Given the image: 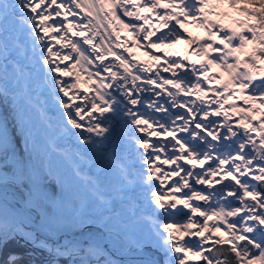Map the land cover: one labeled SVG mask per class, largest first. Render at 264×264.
Segmentation results:
<instances>
[{
  "label": "snow or ice",
  "instance_id": "1",
  "mask_svg": "<svg viewBox=\"0 0 264 264\" xmlns=\"http://www.w3.org/2000/svg\"><path fill=\"white\" fill-rule=\"evenodd\" d=\"M224 3L233 9L237 8V5H244L239 8V11L247 14L250 19H255L256 23L235 21L236 24L245 27V31L240 32L236 28L224 25L219 19H211L213 15L217 17L228 15L226 12L216 11ZM73 5L75 8L72 7ZM247 5H257L258 10L250 11ZM42 6L43 10L38 11ZM65 7H67V12L64 13V20H67L68 14L77 16L79 13L75 9L86 11L87 16L93 19H95L94 12L97 16L103 13L99 23L109 21V24L105 26L107 28L112 26V21H115L119 25V30L113 27V32H115L116 41L120 43L114 46L105 45L103 36L96 41L98 27L93 23V19L81 25L82 28L88 29L87 32L84 30L72 32L71 22L64 24L63 21H55L53 25L46 23L53 16H61L60 9ZM157 9H164V11L160 13L156 11ZM152 12H156V18L159 21L155 30H152L148 16L144 15V13ZM121 13L129 18L127 22L121 19ZM139 21L143 23H138ZM145 25L149 27L146 28ZM189 26L203 30L204 36L193 37L187 31ZM37 28L44 33L43 36L36 31ZM61 29H67V32H72L73 36L82 38V42L68 41L71 52L77 54L72 67L78 64L85 67L93 65L95 61L100 62L95 66V71L89 73L87 81L89 84H95L96 81L92 79V76L101 77L100 87L96 89L97 97L86 106L75 103L79 97L69 95V89L75 88L76 84H67L51 75L52 73H58L60 76L71 75L67 66L63 69L59 65L52 66L53 58H59L61 62L67 61L73 58L71 53L61 55L59 51L54 52L51 46H47L44 39L50 32L59 33ZM160 29L168 30L157 36L156 32ZM181 29L184 31L182 32ZM119 31L128 33L131 45L129 39L121 41ZM88 32L92 35H88ZM113 32L107 34L109 40ZM154 36L156 39L152 40ZM52 39L59 43L64 36H52ZM28 40L32 41L33 56L37 51V43L44 46L41 49L42 54L36 64L31 66L21 65L18 61L13 62L14 74L19 73L20 76L26 74L31 79L33 72L44 73L45 82L51 79L52 95L55 97L56 104L62 109L61 116L66 121V134L69 137L75 136L77 142L86 149L91 146L100 159L109 155L112 165L118 167L122 174V183L115 190L117 192L115 197L109 194L105 186L106 177L102 175L103 166L96 161L89 162L90 165L95 164V171L92 175L85 176L79 167L74 168L71 173H62L52 159V153L59 150L53 146L51 152H40L35 147L34 138L31 147L18 150L14 143L15 132L17 129L24 131L23 116L15 103L10 111L0 108V256L4 254L10 241H15L17 237H20L25 244H30L33 249L46 252L49 257H52L44 264H58L60 258L67 259L68 264H77V260L80 264H189L190 261L200 260H203L205 264H264V212L255 211L256 205L246 202L247 197H251L253 201L259 198V206L264 208V193L249 183V179L264 182V118L260 120L258 127L251 123V120H255L256 115L264 110V67L260 68L259 76L254 70L257 64L264 65V0H216L215 3L213 0H91V2L89 0H62V2L58 0H0V61H4L0 63V70L7 71L8 69L6 54L9 50V43L26 54ZM144 41L148 43L145 44ZM178 44L196 45L192 54L204 58L201 68L196 69L195 67L200 63L198 60H191V68L179 59L166 60L168 66L163 70L164 72L171 71L175 78L161 77L159 72L156 76L162 79L163 85H171L176 89V92H168L172 98L173 107H185V103L176 99L181 92L188 95L192 90H196L203 94L206 91L202 87L203 81L215 79L217 84H220L223 93L230 94L223 97L222 103L219 100L213 101L219 104V108L211 113L208 111L210 105L197 106V108L188 107L187 113H170L169 108L156 99L143 95L140 97L132 95L133 90L151 91L147 88L140 89L136 83L142 78L139 75L140 72H150L152 62L161 59L150 50L171 49ZM249 44L253 45L250 51L247 49ZM84 45L90 46L91 50L89 51ZM134 46L144 48V55L148 56V60L139 65L134 64L133 61L136 59L132 55ZM102 48L103 51H101ZM114 48H122L123 52H117ZM125 52L127 56L124 55ZM165 55L179 57L181 53H166ZM108 56H113L119 61V66L124 69L123 73L112 71L113 66L104 63ZM241 56L246 58L241 59ZM183 59L189 60L190 57L185 55ZM133 67L137 74H133ZM176 69H182L183 74L178 73ZM211 69H221V71L218 75L210 76ZM102 73H108L109 76L102 77ZM225 73L229 79L221 84L220 77H223ZM129 77L132 88L126 89ZM193 77H195V83H193ZM108 78L114 82L119 92L123 93V99L118 100L116 95L102 90L114 87L113 83L103 82ZM2 81L3 76H0V97L6 100L9 92ZM143 81L147 85L160 87L157 79L152 76L143 77ZM57 87L59 93H62L63 97H67L68 100L56 94ZM207 90L211 91L210 88ZM237 90L240 93L247 92L244 99L245 103L250 105L243 109H235L233 106L234 110L245 113V118L239 122L244 132L238 133L233 131L231 125L224 124L226 131L223 134L214 133L210 129H213L216 122L207 120V118L209 115L219 116L220 110L228 104ZM11 95L15 101V93ZM153 95L159 96L160 93L156 92ZM217 95L222 94L218 92ZM187 103L194 104L195 102L188 101ZM129 104L152 109L153 113L164 115L157 118L152 113L134 111L133 108L128 107ZM196 110L203 113L202 117L190 120L188 113ZM94 113H99V116ZM106 113L110 115H105ZM224 115L227 116L228 113L225 112ZM249 116L251 120L248 119ZM122 119L124 123L136 126V130L140 132L146 131V128L141 127L142 125L151 128L153 124H159L163 134L173 137L175 141L174 143L169 142L173 149L172 154L162 161L165 164H176V168L170 174H164L165 177L179 176L181 171L184 172L180 180L171 186L173 194L169 196L161 193L155 184L147 185L151 192L152 202L163 211L166 217L164 221L155 219L156 209H152L149 215H144L141 212L137 194L138 178L143 181H152L153 178L160 179L157 173L161 169L159 167L149 168L150 175H145L143 172L131 173L123 163L117 164L114 151L112 153L100 151L104 147L103 142L93 138L94 134L96 137H102L104 141L108 140L109 135L114 134V122L118 123ZM177 121H182V123L177 125ZM190 124L192 127L189 126ZM67 125L81 131L72 132ZM170 125H176V127L169 130ZM177 132H185L187 135L177 139ZM250 132H255L259 136L260 146L257 151L261 163L255 166L259 174H256L250 167L256 160V155L252 151H245L249 144L255 145ZM151 135L159 136L161 132L153 130ZM208 137L211 139L209 140ZM227 140H231V143H219V146L213 143V141ZM136 141L146 151L152 149V152H147V158L141 154L144 165H150L153 159H159L158 155L153 157V153L163 150V145L150 143L149 139L143 136L136 138ZM25 144H29L27 136ZM177 145H179L180 155H177L175 151ZM80 158L84 159L83 156ZM182 159L191 164L193 168L197 164L202 166L209 160L212 163L208 164L202 172L197 173L177 163ZM224 165H229V167L224 168ZM219 173L223 174L215 181L216 183H221L222 180L230 177L235 184H223L218 193L205 195L204 190H197L188 181L189 177H193L195 184L211 187L212 178L217 177ZM245 177L249 179H244ZM77 180H86L89 184L93 202L102 206L97 213L85 212L84 206L87 202L78 198V193L70 191L74 187V181ZM161 184H163L162 180ZM261 186L264 187V184ZM182 188L189 189V192H184L182 197L176 196L175 193L181 192ZM225 194L234 197L241 206L233 207L231 202L225 205L218 204V207H211L209 212L201 210L199 205L193 206L189 203L192 199L207 201L213 195L218 199L224 198ZM169 200L172 202L169 203ZM177 205H183V208H189L191 213H198L204 217L198 231H188L197 227L196 222L191 221V217H189V222L184 224V231H180L178 222H167L183 214V209H178ZM169 209L176 211H169ZM10 213L15 218L29 220L34 218L33 222L38 223L39 226L33 230H25L22 220L20 225L8 226L7 220ZM214 216L224 218L227 230H222L221 227L215 225L209 227L208 221ZM228 217H237V219L228 222ZM142 222L146 226H142ZM177 232H179V240L176 239ZM38 233L57 238L63 236L64 242L49 244L46 240L38 239ZM205 233H211V235H205ZM185 236L199 237V239L185 241ZM111 241H115L128 255L139 258L126 262L111 259L108 250L104 247ZM206 244H211L212 247L205 248ZM205 253H211V255H205ZM29 254L37 255L35 252ZM20 259V256L9 253L3 264H18ZM30 264H35V260Z\"/></svg>",
  "mask_w": 264,
  "mask_h": 264
},
{
  "label": "bare ground",
  "instance_id": "2",
  "mask_svg": "<svg viewBox=\"0 0 264 264\" xmlns=\"http://www.w3.org/2000/svg\"><path fill=\"white\" fill-rule=\"evenodd\" d=\"M58 2H62V0H58ZM89 2H91V0H89ZM215 2H216V0H213V3H215ZM54 7L55 6H53V8ZM72 7L75 8L74 5ZM41 10H43V6L38 11H41ZM50 11H51V9H50ZM60 11H61V16H59V17L53 16V18L50 19L49 21H47L46 23L48 25H53L55 21H63L64 24H68L69 22H71L72 26H73L72 32H75L78 30H84L86 32L88 31V29L81 27L82 23L87 24L89 19H93L92 17L87 16L86 11H82L80 9H75V11H77L79 14L75 17L72 16L71 14H68L67 20H64V13L67 12V7L60 9ZM156 11L163 13L164 9H157ZM216 11L226 12V13H229L231 16H230V18H227L224 16L223 17H217L215 15H213L212 17H214L215 19L222 20L223 24H227V23L234 24L235 26H237L238 30H240L239 24L235 23V21H238L239 15H238V13L235 12V10L233 8H229L227 3H224L221 7L217 8ZM102 15H103V13L100 14V16H102ZM121 15H122V13H121ZM144 15H151L153 17H156V12L144 13ZM100 16H97L95 12L93 13V17H95V19H93V23L97 24V27H98V35L96 36V41H98L100 39V37L103 36V37H105V39H104L105 45L114 46V44L120 43V41H116L115 32H113V27H115L116 30H119L115 21L111 22L112 26H108L106 28L105 26L109 24V21L105 20L102 23H99ZM154 21H155L154 23L150 22L152 25V30H155V28L158 27V24H159L158 20H154ZM38 22L39 21L37 20V23ZM138 23H140V21ZM172 23H174V21ZM145 27L147 28L149 26L145 25ZM177 27H179V26L177 25ZM109 30L111 32H113L112 38L110 40L107 38V34L109 33ZM167 30L168 29H160L159 31L156 32V35L159 36L163 32H166ZM36 31L41 36L44 35V33L41 31L40 28H37ZM94 31H95V29H94ZM181 31L183 32L184 30L181 29ZM187 31L190 32L192 35H193V33H196V36H200V37L204 36L203 30L198 29V28H194V27L190 26V27H188ZM72 32H67V29H61V31L59 33L50 32L48 36L44 37V39L47 42V46H51L53 48L54 52L59 51V52H61V55L71 53V55L73 57L72 59L61 62V60L59 58H53L54 63L52 65L53 67L59 65L62 69L65 68V66H67L71 75L60 76L58 73H52L51 75L56 76L57 79L64 81L67 84H76L75 88L69 89V95L79 97V99L75 100V103L81 104L82 106H86L89 104V102L93 98L97 97L96 89L100 87L101 77L92 76V79L96 81L95 84H89L87 81L89 79V73L94 72L95 66L99 65L100 62L95 61L93 65H86L85 67H81V65H79V64L76 65V67H72V65L75 63V59H76L77 54L74 52H71V49L68 46V41L72 40V41H81L82 42V38L77 37V36H73ZM65 33H66V35H65ZM88 35H92V33L88 32ZM119 35H120L121 41L128 38V33L119 32ZM52 36H64V39L60 40L58 43L56 40L52 39ZM143 43L147 44L148 42L144 41ZM9 45H11V47L9 48L11 50L13 48V46L11 43H9ZM249 45H251V44H249ZM252 46L253 45L248 46L247 49L250 51ZM43 47L44 46L37 43V51L35 53V56H33L32 41L28 40V42L26 44V48L28 51L26 54L21 53V55H20L18 53V51L14 50L17 61H19L21 65H28L29 66V65H33V63L36 64V61L38 60L39 56L42 54L41 49ZM84 47L88 48L89 51L91 50L90 46H88V45H84ZM195 48H196L195 44H192V45L178 44L174 48H171V49L170 48L151 49L150 50L151 52H153L154 54L161 57V59L157 62L162 63L163 67H160L159 65H158V67H156V66H154V64H156V62H152V68H151L150 72H148V73L140 72L139 75H141L142 78H141V80H138L136 82L137 85H139L140 89L147 88V89H151V91L138 92L136 90H133L132 95L135 97H140L141 95H143V96L149 97L150 99H156L160 103L165 104V106L169 108L170 113H172V112L187 113L188 107L197 108V106L205 107V106L210 105V107H208V111L210 113L214 109H218L219 104L213 103V101H215V100L213 98H211L212 96L209 95V91L207 89L210 88L211 93L212 92L216 93V97H217L216 100H219V101L221 99H223V97H225L224 95L227 96L230 93H223V90L221 89L220 84H217L215 79H212L210 81L204 80L206 83H208V86L206 84V87H205L206 91L203 94L198 93L196 90H192V92L188 95H185L183 92H181L176 97V99L182 103H185V107H178V106L173 107L172 106V98L168 95V92L169 91L176 92V89H174L171 85H163L162 79H160L156 76V73L159 72L161 77L174 79L175 77L172 76L171 71L164 72L163 69L166 68V66H168L165 61L168 59L169 60H172V59L182 60L185 55L190 57L189 60L183 61V63L185 65H187L189 68H191V60H198V61H200V63L196 64L195 67H196V69H200L201 65L204 63V58L192 54L193 49H195ZM134 49L135 48H133V54H132L133 57L136 58L133 61L134 64L139 65V64H142L143 61L148 60V56L145 55V58H144L141 55H138V53H135ZM114 50L117 52H123L122 48H114ZM101 51H103V48L101 49ZM175 52H180L181 56L177 57L175 55H168V56L165 55L166 53H175ZM44 54L46 55V52ZM124 55L127 56L128 54L125 52ZM128 58L130 60L132 59V57H128ZM245 58H246L245 56H241V59H245ZM10 62L11 61L9 60V64H10ZM81 63H83V61ZM104 63L105 64H111L113 66L112 71H116L118 73L124 72L123 67L119 66V61L116 60L115 57H113V56H108L107 59L104 61ZM38 66H42V65H38ZM143 66L147 67V65H143ZM176 71L180 74H183L182 69L181 70L176 69ZM132 72H133V74H137L135 67L132 68ZM43 75H44V73L33 72V76L31 79H29L26 74L24 75V77H26L28 79L30 85L34 88V87L38 86L40 83H44L43 85H45ZM209 75L213 76L216 74L212 73V71L210 70ZM108 76H109L108 73H102V77H108ZM145 76H152L154 79H157V84H159L160 87H157V85L145 84L143 81V77H145ZM258 76H259V74H258ZM224 78L229 79V77L227 76L226 73L224 74L223 77H220V79H222V80H220L221 84L226 82V80ZM201 79L203 80V77H201ZM48 81L49 80H47V82ZM77 81H79V82H77ZM103 82L105 84H108V83L114 84V82L110 78L104 79ZM195 82H196L195 77H193V83H195ZM36 83H38V84L36 85ZM121 83H123V82H121ZM4 87H5V85H4ZM182 87H183V85H182ZM128 88H132L130 77H129L128 83L126 85V89H128ZM102 90L107 91V92H111L113 95H116L118 100L123 99V93L119 92V90L115 87V84H114V87L111 89H102ZM56 91L59 93L58 87L56 88ZM156 92L160 93V95L154 96L153 93H156ZM218 92L219 93L222 92L221 93L222 95L218 96L217 95ZM244 94L245 93H240L239 90H237L236 94L234 96H232V98L228 101V104H225V105H230L231 111L221 109L219 116L209 115L207 120H211V121L216 122L213 129H210V130L214 131V133H216V134H223L226 131L224 124H228V125L232 126L233 131H236V132L241 133V134L244 132V129L239 126L240 121L238 119V115L241 116L242 111H236L233 108V106H235V109H238L236 107V103H238V102L233 101V99H239V100L241 99V100H243L241 103H243V104L245 103ZM59 95L61 96V98L68 100L67 97H63L62 93H59ZM201 96H202V98H198ZM188 101H194L195 103L194 104H188L187 103ZM69 102L71 103L72 101H69ZM97 102L99 103L98 99H97ZM125 103H127L126 100H125ZM257 103H259V102L257 101ZM246 105L250 106L249 104H246ZM128 107L133 108L134 111L139 110L140 112L152 113L157 118L164 115L163 113H153L152 109H146V108L140 107L139 105L132 106L129 104ZM225 112L228 113L227 116L224 115ZM94 115L99 116V113H94ZM105 115H110V113H106ZM188 115H189L190 120L191 119H199L202 117L203 113H201L199 110H196L193 113H188ZM262 118H264V110H262L260 113H258L256 115L255 120H253V121L256 123L257 122L259 123ZM87 119L88 118L86 117V120ZM207 120L205 121L206 123H207ZM180 123H182V121H177V125ZM258 123H257V127H258ZM114 124H115L114 134L109 135L108 140H106V141H104L102 137H96L93 134L94 139H97V140H100L103 142L104 147H102L100 149V151L105 152V153H112L114 151L115 156L117 157V164L123 163V165L131 173H134V174H138L140 172H143V173H145V175H150L151 173L149 172V168L159 167L161 169V171L159 173H157V176L160 177V179L153 178L152 181H143V180H140L138 178V181H140V183H138V185H137V194H138V199L140 202L141 212L144 215H149L152 212V209H156V213L159 211V216H158L159 219L156 216H155V219L158 221L166 220V217H165L163 211L160 210L158 208V206L152 202L151 192L148 190L147 185L148 184H155L157 189H159V191L161 193H164V194L171 196L173 194V193H171V186L180 180V176L184 175V172H182V171L180 172L179 176L168 175L167 177H165V175H164L165 173L170 174L171 171L176 168V164L162 163V161L168 159V157L172 154L173 149H172L171 145L169 144V142L170 141L172 143L175 142L173 140V137L164 135L163 130L160 129V127H159V124H153L151 128H147V126L142 125L141 127L146 128V131H144V132L137 131L136 126L131 125L130 123H127V124L124 123L123 119L118 123L114 122ZM189 126L192 127L191 124ZM173 127H176V125H170L169 130H171ZM153 130H159L161 132V135L152 136L151 133ZM71 131L72 132H80L81 130L71 128ZM198 131H202V130H198ZM204 134L206 135V133H204ZM84 135H88V134L84 133ZM186 135H187V133H185V132H177L176 138L180 139V138L186 137ZM250 135L252 136L253 141H255V145L249 144L248 148H246L245 151H252L253 154L256 155L257 158H256V160L253 161V165L250 167L253 168V170L256 172V174H259L258 170L255 168L256 165L261 163V161L259 160V152L257 151V149H259V146H260L259 145V136L255 132H250ZM141 136H143L146 139H149L150 143L159 144V145L164 146L163 150L153 153V157L158 155L159 159L158 160L153 159L150 165H144L142 162V159H141V154H144V158H147V152H152V149H148L146 151L137 143L136 138L141 137ZM208 139L210 140L211 137H208ZM232 139H236V138H232ZM213 143L218 144V146H219V143H231V140H227V141H223V142L213 141ZM90 147L91 146H89V148ZM175 151H176L177 155H180L179 145L176 146ZM88 153H89V155H93V161H96L98 163L100 158L96 155V153L93 150L89 151ZM185 155H186V153H185ZM74 159H75V163L77 165H79L80 167H82L83 169H85L87 171H91V172L95 171V164H94V166H92V164L90 165V163L85 162L84 160H80L78 158H74ZM108 159H110V156L105 155L104 158L101 160H104V161H106L107 164H110V162H109L110 160H108ZM177 163L182 165L185 168L192 169L193 171L199 173V172H202L204 169H206L208 167V164L212 163V161L209 160L202 166L197 164L195 166V168H193V166L191 164H188L183 159L177 161ZM237 163H240V161H237ZM223 167L228 168L229 165H224ZM92 174H90V175H92ZM222 174L223 173H219L217 177L212 178L213 184L211 187H209L208 185L195 184L193 177H189L188 181H189V184L192 185L193 187H195L197 190H204L203 194H205V195H208L209 193H218L219 189L222 187L223 184H228V183L235 184V182L232 181L230 177L227 180H222L221 183H216L215 181L220 179V176ZM102 175H104L106 177L105 186H106L109 194H111L112 196L115 197L117 195V192L115 191L116 189H113L110 186L111 183H110L109 178H111V174H102ZM236 175H238V174H236ZM244 179H249V178L245 177ZM161 180L163 181V184H161ZM249 183L256 186L258 184V181H253V180L249 179ZM181 184H182V182H181ZM140 186H142V187H140ZM256 188H257V186H256ZM152 190H156V189H152ZM139 192H142V193H139ZM184 192H189V189L182 188L181 192L175 193V195L182 197ZM258 200H259V198H258ZM258 200L253 201L251 199V197L246 198L247 203L256 205L255 211L264 212V208H261L259 206ZM168 202L171 203L172 201L169 200ZM229 202H231V206H233V207L241 206L238 202L235 201L234 197L227 196L226 194H225L224 198H219V199L217 198V196L213 195L212 198L207 200V201L199 200V199H192L189 201V203L191 205H193V206L199 205L201 207V210H205V211H209V212L211 211V207H218V204L219 205H225V204H228ZM100 207H102V206H98L96 203L94 204V210H95L94 214L97 213V211ZM177 208L183 209V214L177 215L175 220L169 219V220H167V222L177 223V222L182 221L184 218L191 217V221H195L197 224V227L194 229H190L188 231H190V232L198 231L199 225L203 222L204 217L200 216L198 213H195V214L191 213V210L189 208H183V205H177ZM84 211H87V210L84 209ZM169 211L175 212L176 210L169 209ZM160 212H162V216H160ZM241 215H243V213H241ZM219 218L220 217H213L212 220H209L208 221L209 227H212L215 225V226L221 227L222 230H227V227L225 225H223V222H221ZM230 218H231V221L237 219V217H230ZM21 220L23 221L24 224H26L25 218L18 219V218L13 217L10 213L8 216L7 224H8V226H12L13 224L20 225ZM188 222H189V219L185 222V224ZM142 226H146V224H144L142 222ZM179 229H180V231H184V226H183V228L181 226H179ZM25 230H33V229L28 227V228H25ZM161 230L163 231V229H161ZM43 235H45V234H43ZM205 235H211V233H205ZM45 236H46V238L50 239V241L54 240L53 236H51V237L47 236V235H45ZM186 237L187 238H184L186 240L187 239H191V240H198L199 239V237H193V236H186ZM215 238L216 237H214V239ZM176 239L179 240V232H177V234H176ZM63 242H64V240H61L58 243H63ZM105 246H108V247H105ZM104 247L108 250L109 254L111 253V255H112L111 259L116 260L118 262H124V260H122L120 258L121 256H127L126 257L127 260L139 258L136 256L128 255L123 249L120 248V246L115 241H111V242L106 243L104 245ZM204 247L210 248V247H212V245L206 244V245H204ZM197 262H199V261H190L189 264H196Z\"/></svg>",
  "mask_w": 264,
  "mask_h": 264
},
{
  "label": "rangeland",
  "instance_id": "3",
  "mask_svg": "<svg viewBox=\"0 0 264 264\" xmlns=\"http://www.w3.org/2000/svg\"><path fill=\"white\" fill-rule=\"evenodd\" d=\"M243 6L244 5H237V8L234 9L235 12L238 13V15H239L238 21H247L248 24H255L256 23L255 19H250L247 14H244V13L239 11V8H241ZM247 7L249 8L250 11H257L258 10L257 5H247ZM146 16H148L149 21L151 23H154L155 22L154 20H157L156 17H153L151 15H146ZM230 16L231 15L228 13V15L224 16V17L230 18ZM121 19H124L126 21L128 20L127 17H124L122 15H121ZM211 19L216 20L214 17H212ZM220 22L223 23L222 20H220ZM140 23H143V22L140 21ZM224 25L236 28L237 31H240V32L245 31V27H241L240 25H239L240 30H238L237 26H235L234 24H231V23H227ZM117 27L119 28V25H117ZM109 32H111V31L109 30ZM119 32L124 33L125 31H119ZM125 33H127V32H125ZM192 36L195 37L196 33H193ZM127 39H129V44L131 45V39L129 37ZM152 39L155 40L156 37H153ZM248 46H251V45H248ZM248 46H247V48H248ZM10 47H11V45H9V48ZM133 48H135L134 49L135 53H138V55H141L142 57L145 58V55H144L145 49L144 48H140V47H136V46H134ZM9 50H8V53L6 54L7 58H8V60H7L8 69H7V71L0 70V76H3L2 82L5 85V88H7L8 92H9L7 100L10 101V108H12L13 104L15 103V106L20 111L21 115L23 116L24 131L21 132L18 129L20 131V138H21L20 139V146H18V144L15 143V141H14V143L17 145L18 150H23L26 147H31V142H32V139L34 138L36 141L35 147L40 152H44V151L51 152V149L53 146L59 150L57 152L52 153L53 162L56 164L59 171H61L62 173L63 172L71 173L74 168L79 167L81 172L85 176H89L93 172L87 171V170L83 169L82 167H80L79 165H77L75 163L74 158H78L80 160H84L85 162L89 163L90 161H93V155H89V153H88L92 149H91V147L90 148L88 147L86 149L85 146H83L77 142V139L75 136L69 137L66 134V132H65L66 121L61 116L62 109L56 104L55 97L52 95V81L49 79V81H48L49 83L46 81L45 85H43L44 83H40L38 86L33 88L30 85V83L26 77L20 76L19 73L14 74V72H13V67H12L13 62H17V58L15 56L14 50L18 51V53L20 55L22 52H20L19 50H17L14 47L10 51ZM213 55H216V54H213ZM9 60L11 61L10 64H9ZM182 61H186V60L182 59ZM0 63H4V61H0ZM19 64H20V62H19ZM33 64H35V63H33ZM158 65L160 67H163L162 63L156 61V64H154V66L158 67ZM29 66H31V65H29ZM262 67H264V65L257 64V67L254 70L257 71V73L259 74V70ZM211 71H212V73H215L216 75H218L220 73L221 69H211ZM224 79L226 81L228 80L226 78H224ZM220 80H222V79H220ZM37 84L38 83H36V85ZM206 84L208 86V83L203 81L202 87L205 88ZM13 92L15 93V101H13V98L11 95V93H13ZM220 93H222V92H220ZM56 94L59 95V93L57 91H56ZM209 95L212 96L211 98L216 100V98H217L216 93H214V92L211 93L209 91ZM245 95H247V93H245L244 96ZM224 96H226V95H224ZM233 101L238 102V103H236V107L238 109L250 107V106L246 105L245 103L244 104L241 103L243 101L241 99L240 100L239 99H233ZM220 102L222 103L223 99H221ZM0 108H3L2 104H1V99H0ZM222 110L231 111L230 105H224V108ZM244 118H245V113L241 112V116L238 115L239 121H241ZM248 119L251 120V117L249 116ZM251 123L254 126H257L258 122L256 123L253 120H251ZM258 125H259V123H258ZM10 127H11V124H10ZM67 127L71 129V125H67ZM26 136L29 139L28 145L25 144V137ZM81 156H83L84 159H81L80 158ZM108 160H110V159H108ZM109 162H110V164H107L106 161L101 160V159L98 161V163L103 166V173L102 174H111V178H109L110 183H111L110 186L113 189H117L119 187V185L122 183V179H121L122 174H121L118 167L113 166L111 161H109ZM92 166H94V164H92ZM138 183H140V181H138ZM140 187H142V186H140ZM70 191L74 192V193H78L79 194L78 198H82L83 200H85L87 202L84 206V209L87 210L85 212L94 214V212H95L94 204L95 203L93 202V198L90 194V186L86 180L74 181V187ZM142 192H139V193H142ZM226 211H227V209H226ZM158 216H159V211L157 212L156 217L158 218ZM214 217H220V216H214ZM188 219L189 218L187 217V218H184L182 221L178 222V226H181L183 228L185 222ZM219 219L221 222H223V225H225L227 227L224 218L220 217ZM227 220H229L228 222H231L230 217H228ZM25 221H26V224L23 223V226L25 228H28V227L32 228V226L30 225V222L26 219H25ZM17 238L21 239L20 237H17ZM37 238L42 240V238H40L39 235H37ZM53 238L55 240L56 236H53ZM185 238H187V237L185 236ZM187 240H190V239H187ZM187 240L185 239V241H187ZM181 243H183V241H181ZM36 253H37L36 257H39V259L42 260L41 264H44L45 261L52 259V257H49L46 252H42V251H39L37 249ZM58 264H68V260L65 258H60L58 261ZM77 264H80L79 260H77Z\"/></svg>",
  "mask_w": 264,
  "mask_h": 264
},
{
  "label": "trees",
  "instance_id": "4",
  "mask_svg": "<svg viewBox=\"0 0 264 264\" xmlns=\"http://www.w3.org/2000/svg\"><path fill=\"white\" fill-rule=\"evenodd\" d=\"M1 104L6 111H10L12 108H10V101L5 100L3 97H0ZM16 139L14 140L15 143L20 146V131L17 129L15 132ZM31 252H37L36 249H33L28 244H25L22 242L21 239L10 241L7 249L5 250L4 254L0 256V264H3V261L6 260L7 255L9 253H14L21 257V259L18 261V264H30L31 261L35 260V264H41L42 260L39 259V257L32 256L29 253ZM41 257V256H40Z\"/></svg>",
  "mask_w": 264,
  "mask_h": 264
},
{
  "label": "water",
  "instance_id": "5",
  "mask_svg": "<svg viewBox=\"0 0 264 264\" xmlns=\"http://www.w3.org/2000/svg\"><path fill=\"white\" fill-rule=\"evenodd\" d=\"M262 184H264V182H258V184H257L256 186H257L258 191L264 193V187L261 186ZM160 216H162V212H160ZM19 219H20V218H19ZM28 220H29V219H28ZM33 220H34V218H33ZM33 220H29V221L32 223V227H33V229H34L35 227H38V223H34ZM37 235H39L40 238H42L43 240H47V242H48L49 244H52V245H55L56 243L60 242L61 240H64V237H63V236H60L59 238L56 237L55 240L50 241V239L46 238V236L43 235L42 233H38ZM105 247H108V246H105ZM224 247H228V246H224ZM108 249H109V248H108ZM205 255H211V253H205ZM110 256H112L111 253H110ZM126 257H127V256H121L120 258H121L122 260H124V262H126V261H128ZM129 260H130V259H129ZM196 264H205V262H204L203 260H200V261L197 262Z\"/></svg>",
  "mask_w": 264,
  "mask_h": 264
}]
</instances>
